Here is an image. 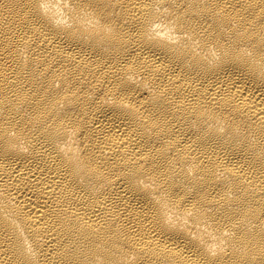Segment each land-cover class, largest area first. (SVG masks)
Wrapping results in <instances>:
<instances>
[{"label":"bare ground","instance_id":"6f19581e","mask_svg":"<svg viewBox=\"0 0 264 264\" xmlns=\"http://www.w3.org/2000/svg\"><path fill=\"white\" fill-rule=\"evenodd\" d=\"M0 264H264V0H0Z\"/></svg>","mask_w":264,"mask_h":264}]
</instances>
